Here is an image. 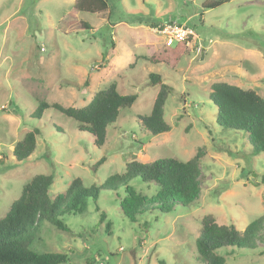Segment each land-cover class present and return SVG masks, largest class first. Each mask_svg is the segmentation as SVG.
Listing matches in <instances>:
<instances>
[{"label":"rangeland","instance_id":"obj_1","mask_svg":"<svg viewBox=\"0 0 264 264\" xmlns=\"http://www.w3.org/2000/svg\"><path fill=\"white\" fill-rule=\"evenodd\" d=\"M206 1L106 0V10L88 13L75 10L74 0H0V218L36 174L53 176L55 194L75 177L86 186L102 183L129 161L199 155V190L187 206L132 222L115 193L102 190L83 213L62 216L69 231L43 223L35 251L66 253L59 264H204L195 247L204 215L242 232L264 214V153L252 154L243 131L218 126L207 96L213 82L224 81L264 97V0L204 8ZM173 26L189 31L175 41ZM175 42L183 54L174 68L148 60ZM150 73L160 81L151 83ZM161 82L173 88L163 106L170 128L151 135L138 116L149 114ZM111 83L137 98L107 127L101 147L53 108L32 117L40 101L81 107ZM33 127L41 130L36 147L17 161L12 147ZM129 183L147 195L156 190L139 177ZM220 252L227 264H264V222L254 248Z\"/></svg>","mask_w":264,"mask_h":264},{"label":"trees","instance_id":"obj_2","mask_svg":"<svg viewBox=\"0 0 264 264\" xmlns=\"http://www.w3.org/2000/svg\"><path fill=\"white\" fill-rule=\"evenodd\" d=\"M228 0H211L203 3L204 8L216 7ZM73 8L78 12L95 13L107 9L106 0H74ZM83 28L90 25L81 22ZM161 27V26H160ZM185 42V41H184ZM182 44L175 42L165 49L156 50L148 60L151 63H164L171 68L180 61ZM151 83L160 81L159 75L149 74ZM173 88L160 83L149 114L139 115L140 125L151 135L169 130L163 118V106ZM216 108L215 122L221 128L243 131L251 146L252 154L264 153V97L252 88H242L236 84L216 81L207 93ZM137 94H121L115 83L96 91L90 101L81 107L63 106L57 102L40 101L32 117L40 118L43 111L53 108L59 113L74 119L80 131L92 136L93 144L101 147L106 140V129L114 123L120 110L130 107ZM38 127L24 134L12 147V155L17 161L27 159L36 147ZM199 155L183 161L173 157L156 159L150 163L136 160L125 164L122 173H113L99 184L86 186L79 177L73 178L62 192L51 194L53 184L51 174H36L22 186L5 215L0 218V264H59L68 260L62 252H37L33 242L40 226L48 223L60 231H69L63 222L65 214H81L87 201L96 202L100 191H113L118 199L120 212L130 221L137 216L154 212L169 213L179 206H187L197 196ZM98 162H103L100 159ZM139 177L145 183L156 186L153 194L137 191L130 181ZM264 185V175L261 177ZM122 187L121 194L117 190ZM99 211V219L106 215ZM264 222V214L251 220L240 232L233 223L218 224L212 214H206L200 221V233L195 239L197 259L204 264H227L221 248H254L259 230ZM110 222L106 224V231Z\"/></svg>","mask_w":264,"mask_h":264},{"label":"built area","instance_id":"obj_3","mask_svg":"<svg viewBox=\"0 0 264 264\" xmlns=\"http://www.w3.org/2000/svg\"><path fill=\"white\" fill-rule=\"evenodd\" d=\"M172 30V38L176 40H181L187 33H188V29L187 28H181L178 26H173L171 27Z\"/></svg>","mask_w":264,"mask_h":264}]
</instances>
